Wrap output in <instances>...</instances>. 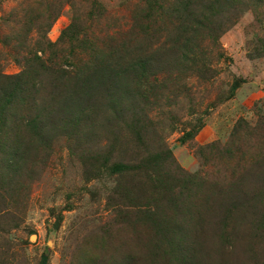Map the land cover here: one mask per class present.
<instances>
[{
	"label": "rangeland",
	"instance_id": "obj_1",
	"mask_svg": "<svg viewBox=\"0 0 264 264\" xmlns=\"http://www.w3.org/2000/svg\"><path fill=\"white\" fill-rule=\"evenodd\" d=\"M177 2L0 0V71L20 74L37 41L57 44L72 23L74 51L86 40L93 60L124 57L131 34L142 56L156 54L142 36L145 8L154 4L147 34L168 38ZM246 3L223 15L232 22L217 47L203 45V78H150L135 130L105 112L63 127L52 81L30 80L27 104L8 109L21 146L0 148V264H42L44 254L46 264H264V3ZM39 114L41 130L21 122Z\"/></svg>",
	"mask_w": 264,
	"mask_h": 264
},
{
	"label": "trees",
	"instance_id": "obj_2",
	"mask_svg": "<svg viewBox=\"0 0 264 264\" xmlns=\"http://www.w3.org/2000/svg\"><path fill=\"white\" fill-rule=\"evenodd\" d=\"M249 1L264 3V0H178L174 9L177 16H174L171 23L173 30L176 29L178 32L175 33L172 30L174 34H169L168 38L163 36L164 39L156 38L157 34H147L152 27L151 19L154 17L151 15L154 4L148 3L145 8L147 11L145 19L148 24L144 21L146 33L142 36L147 42L156 40L158 53L148 52L142 56L143 51L140 49L138 38L131 34L132 38H127L125 56H117L121 62L120 66L118 58L114 56L110 64L99 58L93 60V54L87 53L89 49L85 48L86 40L83 41L84 45L80 49V54L76 53L73 43L78 40L79 34H76L77 29L74 23L65 29L57 44L37 41L36 49L31 55L19 60L21 64L23 63L20 74L11 76L0 71V141L3 142H0V148L6 145L10 148L15 147L14 140H17L15 142L18 148L21 146L19 135L10 129V125L17 122V118L13 116L15 114H8V109L14 102L21 107L27 104L26 92L31 83L30 80L43 75L54 84L56 90L54 94L57 99L52 109L64 114L61 117H64L61 121L64 124L63 127H74V129L78 127L82 130V123L85 120L90 122L91 115L105 112L108 121H119L124 127L135 130L141 124L139 120L143 121L138 119L142 110L141 105L149 103V93L152 89L155 90V84L150 78H155L161 71L167 73L171 69L173 71L181 69L184 72L186 69L195 70L199 72V77L202 75L203 78L208 66V53L203 49V45L207 42L211 48L217 47L220 33L226 29V23L232 22V19L229 20L230 18L223 15L228 13L226 15L228 16L231 10H239L234 12L236 18ZM196 6H199V9H195ZM148 11L151 13L149 14ZM49 27L47 26L45 30L38 28L37 31L46 33ZM33 31L31 25L26 27V34H31ZM134 36L136 39L133 38ZM16 37L19 39L18 36ZM59 44L69 45V51H66L61 58L62 63L57 61L63 52ZM51 48L55 49L50 50ZM157 80L159 79L156 78ZM170 80L173 83L175 79L170 78ZM173 85L171 84L170 87ZM158 87L160 90L170 88L166 82ZM236 87L234 85L232 91L236 90ZM3 103H5L4 107ZM42 116L39 114L34 119L25 117L21 122L28 121L33 129L41 130ZM66 119L70 120L65 121ZM55 126L56 124H53L54 129ZM44 135L38 132V139H45ZM137 135L140 141V133ZM115 139L116 141L119 139L118 135L107 137L110 143H113ZM112 149L114 150L113 147ZM46 263L47 255L44 254L42 264Z\"/></svg>",
	"mask_w": 264,
	"mask_h": 264
}]
</instances>
